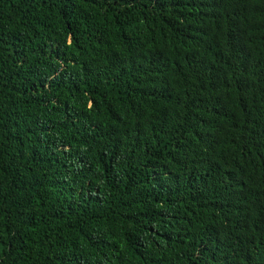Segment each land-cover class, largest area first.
Here are the masks:
<instances>
[{
	"label": "trees",
	"instance_id": "obj_1",
	"mask_svg": "<svg viewBox=\"0 0 264 264\" xmlns=\"http://www.w3.org/2000/svg\"><path fill=\"white\" fill-rule=\"evenodd\" d=\"M0 264H264V0H0Z\"/></svg>",
	"mask_w": 264,
	"mask_h": 264
}]
</instances>
